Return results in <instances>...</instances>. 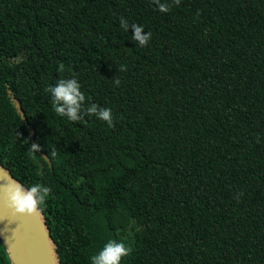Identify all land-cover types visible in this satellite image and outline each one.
<instances>
[{
	"label": "trees",
	"instance_id": "1",
	"mask_svg": "<svg viewBox=\"0 0 264 264\" xmlns=\"http://www.w3.org/2000/svg\"><path fill=\"white\" fill-rule=\"evenodd\" d=\"M161 3L0 0V165L51 188L58 264L111 240L121 264H264V0ZM73 76L115 127L55 113L45 89Z\"/></svg>",
	"mask_w": 264,
	"mask_h": 264
},
{
	"label": "clouds",
	"instance_id": "2",
	"mask_svg": "<svg viewBox=\"0 0 264 264\" xmlns=\"http://www.w3.org/2000/svg\"><path fill=\"white\" fill-rule=\"evenodd\" d=\"M154 3L161 12H168L170 10V5L161 3V0H154ZM172 3L179 6L180 0H172ZM121 27L125 31L131 28V40L138 46L143 47L148 45L152 34L151 32L146 33L142 25H129L127 20L121 18ZM121 70H125L123 66L118 68V71ZM58 71H64V65L62 63L59 65ZM113 79L115 84L119 86L120 80L116 77H113ZM45 91L51 94L53 108L57 115L67 117L68 120L73 122L80 121L87 115L107 122L109 127H115L110 108H104L95 103H92L86 108L84 107L86 97L81 91V85L75 76L69 79H60L54 86L46 88ZM29 149L32 152H39L41 146L37 143H31ZM4 188L7 197V206L13 209L15 214L27 215L42 211V207L46 203V198L52 191L50 187L40 183L25 186L15 180L7 182ZM131 252L132 249L127 247L123 242L111 240L104 245L98 254L91 257V261L92 264H121V260L131 255ZM13 264H15L14 260Z\"/></svg>",
	"mask_w": 264,
	"mask_h": 264
},
{
	"label": "water",
	"instance_id": "3",
	"mask_svg": "<svg viewBox=\"0 0 264 264\" xmlns=\"http://www.w3.org/2000/svg\"><path fill=\"white\" fill-rule=\"evenodd\" d=\"M16 106L22 117H25L18 100ZM33 134L31 130V138ZM33 143L36 142L33 140ZM42 155L49 160L45 153ZM11 180L17 181L9 170L0 165V236L12 264L13 260L15 264H58L41 214H15L14 210L7 206L4 185Z\"/></svg>",
	"mask_w": 264,
	"mask_h": 264
}]
</instances>
